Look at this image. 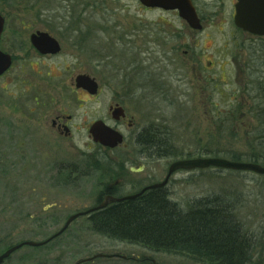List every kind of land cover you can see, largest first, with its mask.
<instances>
[{
    "label": "rangeland",
    "instance_id": "rangeland-1",
    "mask_svg": "<svg viewBox=\"0 0 264 264\" xmlns=\"http://www.w3.org/2000/svg\"><path fill=\"white\" fill-rule=\"evenodd\" d=\"M0 13L6 20L2 46L16 57L15 66L0 78V127L1 122L10 126L2 131L4 138L16 124L34 127L35 140L30 148L35 162L23 157L16 167L15 153L0 156V254L25 241L49 239L70 216L93 208L103 188L116 180L127 196L162 182L179 159L218 155L231 160L239 154L241 162L256 156L264 165V135L255 133L256 120L248 113L249 83L256 77L264 81V37L237 28L231 13L202 12L201 31L192 30L177 13L145 11L138 0H0ZM37 30L61 42L58 56L40 57L31 48L29 37ZM79 73L98 81L96 95L75 87ZM114 100L134 118V130L160 125L173 141L175 156L136 157L126 145L110 150L93 142L88 130L94 121L113 126L109 108ZM233 109H239L237 118L228 121ZM59 111L73 117L69 138H57L49 130ZM121 129L130 144L127 124ZM102 159L124 164L99 172L82 165ZM138 163L144 170L131 171ZM72 166L78 173L67 183L58 170ZM167 189L183 209L197 199L221 196L253 237L251 264H264V174L220 167L179 170ZM98 254L116 256L84 261ZM151 260L194 264L92 232L84 215L47 244L25 245L1 264Z\"/></svg>",
    "mask_w": 264,
    "mask_h": 264
},
{
    "label": "trees",
    "instance_id": "trees-1",
    "mask_svg": "<svg viewBox=\"0 0 264 264\" xmlns=\"http://www.w3.org/2000/svg\"><path fill=\"white\" fill-rule=\"evenodd\" d=\"M249 84L248 113L256 120L255 133L264 135V81L256 77ZM238 113L239 109H233L227 120L234 121ZM142 145L153 148L157 158L174 155L173 141L166 132L146 137ZM257 159L251 156L249 162L258 163ZM102 160L84 166H93L97 172L102 168L113 170L111 164ZM231 160L240 161L241 157L232 154ZM75 169L72 166L61 171L60 175L67 177L65 182L69 183L72 174L78 173ZM87 223L92 232L154 252L182 256L194 264H251L255 260L253 237L238 220L233 207L219 195L197 199L183 209L170 199L167 186L149 189L135 199L92 212Z\"/></svg>",
    "mask_w": 264,
    "mask_h": 264
},
{
    "label": "water",
    "instance_id": "water-1",
    "mask_svg": "<svg viewBox=\"0 0 264 264\" xmlns=\"http://www.w3.org/2000/svg\"><path fill=\"white\" fill-rule=\"evenodd\" d=\"M140 4L146 7H161L164 9H179V15L184 19L192 28L201 29L200 19L194 6L186 0H138ZM237 10L234 17L235 25L246 33L251 35L264 37V0H238ZM5 26V18L0 14V38ZM33 45L43 54L51 53L56 54L61 50L58 40L47 32L37 31L31 35ZM12 65V58L10 55L0 50V75L7 71ZM76 87L84 88L90 94L97 93V82L88 75H79L76 79ZM124 115L123 108L119 107L113 111V116L119 118ZM90 134L93 142L106 147L115 148L124 142L123 135L111 126L106 124L103 120H98L91 125ZM208 167H220L233 170H249L258 174H264V166L253 162H240L231 161L219 157H206V158H188L179 159L171 163L168 173L164 180L143 188L135 194L127 195L124 197H114L107 195L104 201L91 209L84 212H78L68 218L62 229L49 239L41 242L25 241L20 244L8 248L5 252L0 254V264L4 262L13 252L21 247L27 246H43L50 242L55 237L61 235L69 225L79 218L80 216L90 215L92 212L100 210L109 204L122 202L125 200L135 199L149 189L162 188L168 185L171 176L179 170H194L204 169ZM116 255L98 254L84 261H89L97 257H115ZM81 263V262H79Z\"/></svg>",
    "mask_w": 264,
    "mask_h": 264
},
{
    "label": "flooded vegetation",
    "instance_id": "flooded-vegetation-1",
    "mask_svg": "<svg viewBox=\"0 0 264 264\" xmlns=\"http://www.w3.org/2000/svg\"><path fill=\"white\" fill-rule=\"evenodd\" d=\"M186 2H190L194 6V8H195V10L197 12V15H198V17L200 19L201 26H202L201 29H194L183 19L192 30H196V31L203 30V28L205 26V20H206V17L204 16V14H202V12H204V11H206V12L208 11V12H228V13H231V19H232V21L235 24L234 17H235L236 10H237L236 6L238 4V0H186ZM140 5L145 11L157 10V11H160V12H173V13H177L178 16H180L179 15V11H180L179 9H164V8H161V7L152 8V7H146V6L142 5V4H140ZM5 26H6V20H5ZM5 26H4V30H3V33H2L1 38H0V50L2 52H4V53H6V54L11 56L12 65L7 71H5L2 75H0V78L5 76L15 66V63H16L15 55L12 52L8 51L7 49L3 48V46H2L3 35L5 33ZM37 31H42V30H37ZM37 31H35V32H37ZM35 32H32L30 34L29 40H30V44L32 46L31 48L37 52V55H39L40 57L41 56L42 57H54V56H58L61 53L62 45H61V42L57 38L56 39L58 40V42H59V44L61 46V50H60L59 53H56V54H51V53L43 54V53H41L33 45L32 41H31V35L33 33H35ZM43 32H46V31H43ZM47 33H49V32H47ZM79 75H88V76H90L89 74H86V73H79L74 79L75 87H76V79H77V77ZM127 76H129V75H127ZM90 77L93 78L97 82V84H98L97 93H98L99 87H100L99 83L94 77H92V76H90ZM77 89H82L83 91L89 93L84 88H77ZM97 93L91 94V95H96ZM43 105L45 106V103H43ZM119 107L123 108L124 115H121L119 118H115L113 116V111L116 108H119ZM109 110H110L111 117L114 120L113 121V126L109 125L104 120L103 121L106 124H108L109 126H111L113 129H115L118 132H120L123 135V137H124L123 144H121V145H119V146H117V147H115L113 149H118V148L122 149V147L126 145L127 147L130 148V151H131L130 154L132 156L144 158V157H155V155H157L156 151L153 148H150L148 146L145 147V145H142V142H145L146 137H152V136H155L156 134L158 135V133L163 134L165 131L162 128H160V125L149 123L147 126H143L142 128H138V129L134 130V127H135L134 118L130 117L128 115L126 109L122 106L121 102H118V100H114L112 102V104L110 105ZM28 112L29 113L34 112V109L33 108H29ZM72 120H73V117L71 115H68L64 111H59V112L54 113L52 118H51V125H50V128H49L51 134H53L57 138H69V137L73 136L74 125H72ZM98 120H102V119H98ZM98 120H96V121H98ZM96 121H94V122H96ZM125 123L127 124L128 128H129V135H130V140H131L130 144L129 143L125 144V134H124V132L121 129L122 124H125ZM91 125H90L89 130H88L89 134H90ZM9 127L10 126H6L5 123L1 122V127H0V131H1L0 132V156L3 157L5 155V151H8V152H6L5 156L9 155V153L10 154H14L15 153V161L13 162V166H16V167H17V165H19V162H21L20 160L23 157L24 158H29L30 159L29 161L35 162V158H34L35 157V155H34V150L35 149H30L31 146H33V148H34V141H35L34 140V135H32L31 132H30V131H33V134H34V127H32V128L28 127L27 130H26L22 126L20 127L18 124H16L14 129H12V132H7V136H6L7 138H4L5 134H3L2 131L4 130V128H6V130L9 129ZM130 128H132L133 130L131 131ZM147 132H149L148 135L146 134ZM90 136H91V134H90ZM91 138H92V136H91ZM21 139H23L22 142H20ZM10 148H11V150L13 152L9 151ZM29 149L31 150V155H30ZM109 149L111 150V148H109ZM85 155L86 154H84V156ZM93 156L95 158V155H93ZM87 157H92V155H89ZM87 157H84V158L86 159ZM2 159L3 158H1V161L3 163ZM103 161H104V163L111 164L114 169H116L115 166H117L118 169H121V167L118 166V165H123L124 164L123 162L121 163V161H118V160L113 161V160H108V159L104 160L103 159ZM124 162H127V161L124 160ZM84 164H87V160L84 161ZM84 164H82V165L84 166ZM136 167L137 168L131 167L130 170L131 171L134 170L135 172H141V171L144 170L145 165L143 163H138ZM34 168H35V166H34ZM64 169H66V168L61 167L58 171L61 172ZM119 182H121V180H118V181L116 180L115 183H113V182L112 183H108L103 188L104 189V195L102 196L101 199H99L100 197L98 198V202H97L96 205L102 203L107 195H111V196H114V197H124V196H126V195H123L121 193L120 186L117 185ZM151 263L152 264H156L154 260H151Z\"/></svg>",
    "mask_w": 264,
    "mask_h": 264
}]
</instances>
